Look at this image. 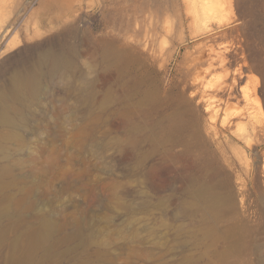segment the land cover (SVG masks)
Instances as JSON below:
<instances>
[{
  "label": "rangeland",
  "instance_id": "obj_1",
  "mask_svg": "<svg viewBox=\"0 0 264 264\" xmlns=\"http://www.w3.org/2000/svg\"><path fill=\"white\" fill-rule=\"evenodd\" d=\"M210 37L233 67L192 68ZM238 69L264 125V0H0V264H264V131L209 139L182 88Z\"/></svg>",
  "mask_w": 264,
  "mask_h": 264
},
{
  "label": "bare ground",
  "instance_id": "obj_2",
  "mask_svg": "<svg viewBox=\"0 0 264 264\" xmlns=\"http://www.w3.org/2000/svg\"><path fill=\"white\" fill-rule=\"evenodd\" d=\"M185 1L188 2L189 0H185ZM190 4H191V2H190ZM193 5H197V4L193 3L190 6H193ZM199 6H197L198 7L197 10L200 8V10L203 12V14L205 12H208V10L206 9V6H204L203 3ZM193 8H194V6H193ZM192 10H194V9H192ZM190 13H191V15H193V17H192V18H194L193 20L196 21L198 19V16H199L198 15L199 10L198 11L194 10V12L190 11ZM190 13L188 14L189 16H190ZM227 26H228L227 24L222 23V24L218 25L216 28H225L226 29ZM216 28L206 27L203 29L202 32H200L201 30L195 31L194 33H192L193 35H191V36L198 37L204 33H211L212 35H214V31ZM233 31L238 32V29L235 28V29H233ZM210 38H212V37H210ZM213 40H214V38L207 40L206 43L202 46V47L206 48L205 51L201 50L202 48H199V49H197V52H194L195 54L197 53L196 54L197 56L196 55H195V57L192 56L193 57V59H192V66L193 67L192 68H194V67L196 68L198 65H202L204 63L203 59L201 60L203 53H206L205 63L208 66H212V68L218 67L221 70L222 69L228 70V68L233 67L232 65L234 63H236V60H237V52L238 51L233 49L231 46L228 48L223 47L222 49H219V48L217 49V47H215L213 44ZM198 46H199V44H198ZM242 54H243V56H242ZM242 54H241V58L244 59L243 61H246L245 56H244V52ZM246 63H244V65H246ZM38 64L39 65L42 64L44 66V68H43L44 71L41 74H39L38 67H33L31 70L26 72V75H22L19 73H13V75L11 76V83H12L13 87L16 88L18 86L20 88L21 92L34 96L38 93V91L40 89V85H41L40 77H41V75L52 76V75L58 73L63 66L68 67V61L67 60L63 59L62 57L51 55V54H46V55L44 54V57L41 58L40 61H38ZM239 67H240V65H239ZM212 68H210L211 70H209V72H211L214 69V68L213 69ZM207 69H209V67ZM207 69H206V71H208ZM216 70H218V69H216ZM236 71L238 74L234 73L233 76L231 77L230 81H226V80L224 81L223 80L224 81L223 82L220 80V83H219V80H218L217 81L218 85L215 83L216 86H212L213 87V93L208 94V95L205 94L206 89H205V91L203 89V92H205L204 94L199 93L200 90L202 91V87H203V83H200L201 82L200 79H199V82H197L198 80L197 81L196 80L195 81L189 80V81L183 82L182 88L188 92L187 93L188 98H189L188 101H189V103L195 105L196 109H194V110H196L198 113H200L198 111L199 110L198 108L199 107L202 108V113H204V117H205L203 125L205 128L206 136L209 139L213 140L214 136L220 131V129H231L233 127L236 128L237 132L249 131L250 129H252L255 133H257V131H264V125H259V124L254 122V117H253L254 115H252V114H239L238 115V114H233V113L229 112V110H228V108L230 107V106L228 107L229 100L230 101H231V99L237 100L239 98V96L237 95L239 92L237 93L235 83L237 82V80L240 79L241 72H240V69H238ZM211 73H208V74H211ZM196 79H198V78H196ZM205 83H207V82H205ZM208 85H210V89H211L212 88L211 83ZM207 88L209 89V86H207ZM263 90H264V88H263ZM210 91H212V90H210ZM256 98L259 99L260 97H256ZM259 110H261V109H259ZM2 118L10 126H12L13 129H15L14 127H16L17 124L13 120V118L8 117L6 115H3ZM256 119H257V116H256ZM263 157H264V152H263ZM263 172H264V166H263Z\"/></svg>",
  "mask_w": 264,
  "mask_h": 264
},
{
  "label": "clouds",
  "instance_id": "obj_3",
  "mask_svg": "<svg viewBox=\"0 0 264 264\" xmlns=\"http://www.w3.org/2000/svg\"><path fill=\"white\" fill-rule=\"evenodd\" d=\"M86 70H87V64H85Z\"/></svg>",
  "mask_w": 264,
  "mask_h": 264
}]
</instances>
